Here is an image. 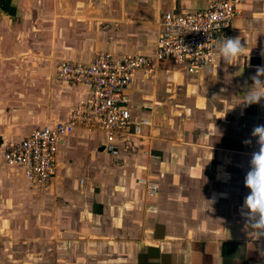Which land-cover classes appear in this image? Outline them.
<instances>
[{
    "label": "crops",
    "instance_id": "obj_1",
    "mask_svg": "<svg viewBox=\"0 0 264 264\" xmlns=\"http://www.w3.org/2000/svg\"><path fill=\"white\" fill-rule=\"evenodd\" d=\"M0 1L7 29L17 26L0 36L7 56L29 37L52 59L89 62L99 51L151 54L164 12L214 0ZM237 7L218 41L239 36L248 54L226 64L216 47L195 71L169 59L137 71L125 92L131 121L149 120L140 135L118 138L111 154L103 133L74 128L59 139L58 167L45 182L4 165V143L64 119L87 87L36 70L33 88L19 95L25 106L0 121L1 264H264V236L241 214L259 150L251 131L264 124V99L245 105L241 97L264 66V0Z\"/></svg>",
    "mask_w": 264,
    "mask_h": 264
},
{
    "label": "built area",
    "instance_id": "obj_2",
    "mask_svg": "<svg viewBox=\"0 0 264 264\" xmlns=\"http://www.w3.org/2000/svg\"><path fill=\"white\" fill-rule=\"evenodd\" d=\"M240 0H214L206 8L171 12L161 15L160 28L151 54H126L120 58L107 51L97 52L89 62L60 60L52 78L87 87L86 95L69 106L64 119L35 128L19 139L4 143L2 163L19 167L24 176L34 182H45L58 167L59 139L74 128L99 131L104 135L103 147L118 153L117 139L140 135L149 120L131 121L125 92L139 70L151 73L160 59L172 60L189 71L211 63L218 36L238 14ZM146 194L154 195L157 186L139 179Z\"/></svg>",
    "mask_w": 264,
    "mask_h": 264
},
{
    "label": "clouds",
    "instance_id": "obj_3",
    "mask_svg": "<svg viewBox=\"0 0 264 264\" xmlns=\"http://www.w3.org/2000/svg\"><path fill=\"white\" fill-rule=\"evenodd\" d=\"M218 54L226 64H235L247 51L239 36L224 37L218 41ZM264 66H257L256 74L251 77L252 84L246 86L242 93L245 105L258 103L264 99ZM251 136L256 138L259 150L251 154L249 168L244 176V185L249 189L244 198L242 216L250 225L256 236H264V124L253 127ZM250 141H245L249 143Z\"/></svg>",
    "mask_w": 264,
    "mask_h": 264
},
{
    "label": "rangeland",
    "instance_id": "obj_4",
    "mask_svg": "<svg viewBox=\"0 0 264 264\" xmlns=\"http://www.w3.org/2000/svg\"><path fill=\"white\" fill-rule=\"evenodd\" d=\"M3 20L5 22H2ZM16 28V25L13 27L8 25L7 29V20L3 17L0 18V36L3 37L4 34L7 36V31L9 32L11 29L17 32ZM34 40L35 38L31 40L28 37L25 42L26 48L14 52L15 54L10 56H7L6 49H0V121L4 120L3 122L6 124L9 108L25 106V99L23 100V97L19 95L23 92H29V87L30 89L33 88L34 82L31 79L36 75V70L44 69L46 77L51 78L55 65L58 61L63 60L60 58L52 59L51 56L41 53L37 48H34ZM9 76H14V78ZM7 83L11 84L8 89Z\"/></svg>",
    "mask_w": 264,
    "mask_h": 264
}]
</instances>
